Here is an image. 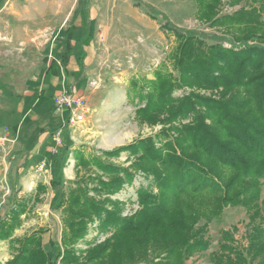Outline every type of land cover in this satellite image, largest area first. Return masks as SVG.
Instances as JSON below:
<instances>
[{"label":"trees","instance_id":"16d2710c","mask_svg":"<svg viewBox=\"0 0 264 264\" xmlns=\"http://www.w3.org/2000/svg\"><path fill=\"white\" fill-rule=\"evenodd\" d=\"M194 1L195 18L219 35L208 43L204 32L165 20L174 45L150 78L128 82L135 117L161 129L100 154L76 149L67 190L58 164L50 185L59 187L53 208L61 214L60 246L43 248V227L11 238L33 206L17 201L0 217V240L13 251L0 264H183L208 248V223L228 206L245 208L250 230L244 246L220 245L213 264H264V0L228 13H219L222 0ZM122 152L127 165L111 160ZM137 172L150 183L136 190L138 208L123 215L124 202L111 196ZM45 190L36 184V192ZM95 222L109 235L77 249ZM221 234L230 240L228 231Z\"/></svg>","mask_w":264,"mask_h":264},{"label":"rangeland","instance_id":"374dc122","mask_svg":"<svg viewBox=\"0 0 264 264\" xmlns=\"http://www.w3.org/2000/svg\"><path fill=\"white\" fill-rule=\"evenodd\" d=\"M81 2L82 0H0V126L7 122L13 126L15 120L20 118L19 108L26 84L43 76L46 63L51 58V45L58 40L55 32L78 17ZM247 2L248 0H240L230 4L229 0H222L219 13L234 11L242 5H248ZM195 10L194 0H89L88 11L89 15L94 16V23L92 58L87 75L91 93L89 98L84 97L88 111L82 122L63 126L61 142L63 143V137L69 135L71 146H57V153L49 158L69 159L68 163L65 161L64 169L65 172L72 169L70 174L75 178L72 156L76 149L84 151L86 156L100 154L101 150L155 134L161 129L163 125L160 123L148 125L135 117L137 100L127 96L128 82L136 76L150 78L153 68L165 59L174 45V38L161 27L165 20L179 28L204 32L208 43L214 41L213 36L219 35V32L207 23L198 21ZM64 15L70 16L71 21L66 18L67 22H59ZM181 94L183 90H175L173 93L174 96ZM187 121L188 118L181 120L182 123ZM12 138L13 145H10V141L0 148V217L17 201L27 200L28 206L33 204L35 207L21 215V229L24 232L19 228L15 232L26 235L43 227L46 229L44 238L50 235L55 239L60 234L59 209H47L48 199L38 197L39 201L33 203L34 197L32 198L37 180H43L47 175L44 173L45 165L39 168V165L30 166L27 161L23 163L21 154L24 151L18 152L15 148L18 139ZM40 156L35 161L38 162ZM127 156L126 152H122L111 160L116 164L127 165L130 163ZM149 183L150 180L145 175L137 172L131 184H124L118 193L111 196L124 202L123 215H129L138 208L136 190ZM63 186L67 190L68 182ZM47 188L51 193L59 187L50 185ZM38 194L36 192V196ZM261 196H264V188ZM204 222L201 219L198 226ZM93 224L84 239L89 244L102 241L109 235V232L99 230L97 222ZM250 225L243 206H229L219 219L217 217L209 221L207 235L209 240L214 241L218 239L219 228L232 226V239L236 240L238 246H244ZM83 241L76 245L77 249L83 250L88 246H84ZM7 242L0 240V260L12 254L10 241ZM199 259L200 257L195 258Z\"/></svg>","mask_w":264,"mask_h":264},{"label":"crops","instance_id":"0c3cea01","mask_svg":"<svg viewBox=\"0 0 264 264\" xmlns=\"http://www.w3.org/2000/svg\"><path fill=\"white\" fill-rule=\"evenodd\" d=\"M88 7L89 0H82L78 8V17L73 20L71 24H65V26L63 25L55 32V38L58 36V40H55L51 45V47H53V50H51L52 48L50 49L51 51L49 54L51 58L46 63L43 76L38 79H32L26 84V89L23 92L21 106L19 108V121L15 120V125L13 126L8 122L0 126V131L3 126H8L11 142L14 141L12 137L18 139L15 148L19 150L18 152L24 151L21 154V156H23V163L27 161L30 163V166H33L40 165L42 161H46L44 173H47V175L45 174L44 179L37 180L36 183H42L47 187L50 186L49 181L54 176V171L58 164H62L63 184L67 183L65 180L74 179L73 175L70 174L72 173L70 172L72 169L69 170V172H65L64 169V163L65 161L68 163L69 159L65 160L58 157L49 158L50 149L54 146V132L60 130V133L63 135L62 128L68 124L66 117L67 110L54 108L52 97L63 90H67L77 96L90 97L91 90L89 91L87 84V75L90 70L89 66L91 65L90 61L92 58L91 51L93 44L91 39L93 38L92 24L94 23V16L89 15ZM66 18L71 21L70 16L66 17L64 15L59 22H67V20H65ZM83 22L84 25H82ZM51 62L52 64L50 65ZM13 118L14 117H12V119ZM70 139L69 135L63 137L61 146H71L69 144ZM50 140L52 142H50ZM13 143L14 142L10 145H13ZM44 148H46L45 151H43ZM37 156H40L38 162L35 161ZM35 162L37 163L35 164ZM73 167L74 157L72 168ZM47 187L43 193L38 194V197L39 199H48V205L46 207L48 209V207L54 206L56 200L55 194L58 189L49 193ZM35 195L36 186L32 198L35 197ZM34 207L35 205L32 206V210ZM223 211L221 214H223ZM220 216H218V219ZM61 228L62 225L60 223V232ZM231 228L232 226L230 228H219L218 239L214 241L210 240L206 250L193 253L183 264H213L214 255L221 252L220 245L234 246L237 243L236 240L232 239V233L234 231ZM19 229L23 231L21 225ZM223 231H228L231 237L230 240L224 239L221 234ZM23 232L21 233L22 236L24 235ZM21 234L14 231L11 238H20L19 235ZM6 241L9 242V240ZM87 241L88 240L83 241L84 246L89 244ZM42 246L49 253L55 252L60 246V234L56 236L55 239L50 235L45 239L44 234H42ZM11 252L13 254V251ZM12 254H8V257H4L0 262L3 263L11 258ZM196 257H200V259L195 260Z\"/></svg>","mask_w":264,"mask_h":264},{"label":"built area","instance_id":"2783aa9c","mask_svg":"<svg viewBox=\"0 0 264 264\" xmlns=\"http://www.w3.org/2000/svg\"><path fill=\"white\" fill-rule=\"evenodd\" d=\"M52 104L54 108L60 110H67V123L69 125L80 123L84 119L85 113L88 111V106L86 105V101L83 96L74 95L67 90H63L52 97ZM60 130L54 132V146L50 149V154L57 153V146L61 145L60 139ZM11 141L9 135L8 126H3L0 131V148L4 146L5 143ZM46 161H42L39 165V168H42L45 165ZM95 225V223L93 224ZM55 264H59V260L56 261Z\"/></svg>","mask_w":264,"mask_h":264}]
</instances>
